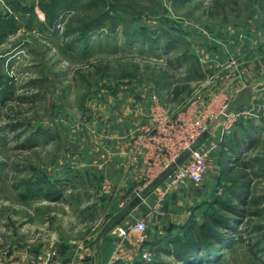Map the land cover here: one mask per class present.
I'll return each mask as SVG.
<instances>
[{"label":"rangeland","instance_id":"rangeland-1","mask_svg":"<svg viewBox=\"0 0 264 264\" xmlns=\"http://www.w3.org/2000/svg\"><path fill=\"white\" fill-rule=\"evenodd\" d=\"M261 66L264 0H0V247L94 241L115 209L99 147L143 123L141 111L151 119L154 96L173 114L223 111L209 131L239 136L247 117L235 99L257 88ZM177 85L187 89L174 100ZM250 143L237 160L250 178L209 158L221 188L249 191L219 264H264V136ZM209 213L237 216L205 209L200 224ZM151 253L134 264H189Z\"/></svg>","mask_w":264,"mask_h":264},{"label":"crops","instance_id":"crops-1","mask_svg":"<svg viewBox=\"0 0 264 264\" xmlns=\"http://www.w3.org/2000/svg\"><path fill=\"white\" fill-rule=\"evenodd\" d=\"M262 69L264 68L261 66V78L257 88L253 91L249 90L245 98L235 99L240 100L236 107L237 111H243L247 117L243 122V129L238 131L241 136H238L237 131L234 130L231 137L227 133L223 134V129L217 127L209 141L226 140L228 145H231L233 144L231 139L235 135L242 139L239 149L241 153H245L246 149L251 148L250 141L258 132L264 136V70ZM221 97L226 98L223 95ZM140 114L141 117L146 118L143 119L145 122H139L127 132L123 131L120 136L121 141L116 145L110 147L106 143L99 147L101 151L99 162L103 167L105 179L110 180L114 187L113 193L107 194L106 198H114L115 209L108 207L104 209L107 215L106 221L95 240L86 246L58 243L54 240H48L46 243L40 240L35 245H29L25 237L24 240L21 238L19 243L0 247V261L4 264H44L45 255L56 251L54 264H134L145 251L158 248L159 242L168 234L176 235L179 231H184L189 220L194 219L198 224L199 221L202 222L200 216L205 209L210 208L211 198L217 189L218 195H222L223 191L219 188L221 175L218 173L210 176L207 173L201 184L190 182L178 191L165 193L166 176L151 180L145 173L146 153L151 145L147 144L145 148L139 147L137 138L144 134L142 124L147 121V125L152 121L150 109L141 111ZM221 154L219 146L210 160L219 164ZM217 168L218 171L219 167ZM137 197L142 200L135 205ZM142 218L148 221L144 244L138 243V234L131 231V226ZM119 228L128 231L127 238L119 237L117 233ZM119 241L122 242L120 249L122 259L115 262L113 252Z\"/></svg>","mask_w":264,"mask_h":264},{"label":"built area","instance_id":"built-area-1","mask_svg":"<svg viewBox=\"0 0 264 264\" xmlns=\"http://www.w3.org/2000/svg\"><path fill=\"white\" fill-rule=\"evenodd\" d=\"M58 28L62 27L59 23ZM198 104L195 103L189 109L178 114H173L165 105L163 106L154 100L151 113L152 125L145 128L144 134L138 136L137 145L145 148L147 144L151 147L146 153L147 166L146 175L151 180L166 176V189L178 191L188 183L201 184L209 170L210 153L214 152L221 144L220 139L209 141L213 131H209L210 124L214 118L223 114L214 111H203L198 116ZM228 116V115H227ZM209 135H206L207 132ZM231 126L223 129V134L230 133ZM105 191L112 190L113 184L105 180ZM131 231L138 234V243L144 244L145 234L148 231V221L145 218L137 220ZM119 237L127 238L128 231L119 228ZM122 242L116 243L113 252V259L118 262L122 259L120 249ZM56 251L47 253L44 257V264H54ZM143 259L151 260V251H145ZM0 264H4L0 261Z\"/></svg>","mask_w":264,"mask_h":264},{"label":"trees","instance_id":"trees-1","mask_svg":"<svg viewBox=\"0 0 264 264\" xmlns=\"http://www.w3.org/2000/svg\"><path fill=\"white\" fill-rule=\"evenodd\" d=\"M186 89L187 87H179L177 85L171 92L172 98L176 100ZM241 140L233 135V144L228 145L226 140L221 142V155L224 157L222 168L231 170L237 164L239 169L245 171L244 176L250 178L252 177L250 164L237 161L240 157L239 152H241L239 149ZM219 188L221 187L219 186ZM221 189L223 191L222 195H218L217 189V192L211 198L209 209H223L225 212H233L237 215L235 219L234 217H220L215 213L207 215V221L205 224L203 223L204 225L198 224L194 219H191L184 228L186 240L180 238L178 234H168L167 237L159 242V248L175 253L178 258L189 264H219V261H217L218 256L230 245L232 240L230 232L233 230L236 220H239L248 212L246 202L249 198V191L246 188L242 191L234 186ZM238 200L243 204L241 207L236 208ZM252 202L256 204L255 200H252ZM170 247H173L172 251Z\"/></svg>","mask_w":264,"mask_h":264},{"label":"water","instance_id":"water-1","mask_svg":"<svg viewBox=\"0 0 264 264\" xmlns=\"http://www.w3.org/2000/svg\"><path fill=\"white\" fill-rule=\"evenodd\" d=\"M209 133H210V132L208 131V132L206 133V135H209ZM141 200H142V199H141L140 197H137L136 200H135V202H134V204L137 205L138 203L141 202Z\"/></svg>","mask_w":264,"mask_h":264}]
</instances>
